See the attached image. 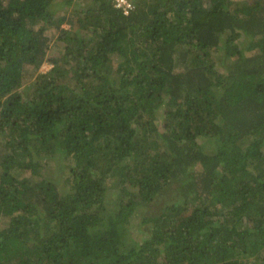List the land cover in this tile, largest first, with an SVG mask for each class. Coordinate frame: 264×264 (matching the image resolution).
<instances>
[{
	"label": "trees",
	"instance_id": "16d2710c",
	"mask_svg": "<svg viewBox=\"0 0 264 264\" xmlns=\"http://www.w3.org/2000/svg\"><path fill=\"white\" fill-rule=\"evenodd\" d=\"M132 2L0 0V264H264V0Z\"/></svg>",
	"mask_w": 264,
	"mask_h": 264
},
{
	"label": "rangeland",
	"instance_id": "374dc122",
	"mask_svg": "<svg viewBox=\"0 0 264 264\" xmlns=\"http://www.w3.org/2000/svg\"><path fill=\"white\" fill-rule=\"evenodd\" d=\"M54 6V5H53ZM63 12H65V9H61V8H59L58 9V14H61V13H63ZM72 13H74L75 14V12H73L72 11ZM37 26V25H36ZM35 26V27H36ZM62 27H64V28H68L69 26H68V24L67 23H64V24H62L61 25ZM47 33L50 35V40H49V46H50V48H49V52H50V59H53V56H55V57H62V58H58V61H60L61 59H63V60H65V59H67V58H69L68 57V55H67V53H66V51H64V49H62V51H60L58 48H59V44H60V42L59 41H57V39H56V37H57V34H58V30H56L55 29V27H53V28H48V31H47ZM247 37L244 35V34H242L237 40H236V42H238V44L240 45V47L243 45L244 47H245V45H246V42H247ZM220 52V51H219ZM219 52L218 51H215V50H212L211 51V55H213V56H217V58L219 59ZM221 53V52H220ZM221 55V54H220ZM217 62V68L218 69H220V70H222V71H225V66L223 65V64H221V62L219 61V60H217L216 61ZM220 62V63H219ZM59 63V62H58ZM53 64H54V66H56V64H55V62L54 61H46V62H43L41 65H40V67H39V70L38 71H42V72H44V71H47V70H49V69H53L54 68V66H53ZM30 67H28L27 69H29ZM32 68V67H31ZM20 90H21V88H20ZM200 142H201V144L205 147V150H211V145H210V143H209V141L208 140H205V139H202V140H200ZM57 174H58V172H57ZM112 193H113V195L112 196H108V200L110 201V200H112V201H115L116 199H117V197H116V195L118 196V194H119V192L118 191H116V190H114V191H112ZM146 226L145 225H141L140 227H139V229H138V231H137V234H135V231L134 232H132L133 233V236H135V235H139V237H142V236H144V229H146L145 228ZM130 242V240H126L125 242H124V245L125 246H127L128 245V243Z\"/></svg>",
	"mask_w": 264,
	"mask_h": 264
},
{
	"label": "built area",
	"instance_id": "2783aa9c",
	"mask_svg": "<svg viewBox=\"0 0 264 264\" xmlns=\"http://www.w3.org/2000/svg\"><path fill=\"white\" fill-rule=\"evenodd\" d=\"M112 4L115 8L121 10L123 14H129L134 8L132 0H112Z\"/></svg>",
	"mask_w": 264,
	"mask_h": 264
}]
</instances>
